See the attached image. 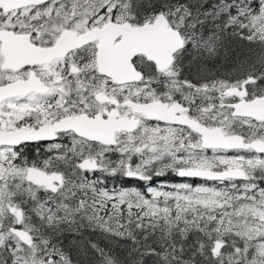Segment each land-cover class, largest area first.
<instances>
[{
    "label": "snow or ice",
    "instance_id": "obj_1",
    "mask_svg": "<svg viewBox=\"0 0 264 264\" xmlns=\"http://www.w3.org/2000/svg\"><path fill=\"white\" fill-rule=\"evenodd\" d=\"M0 264H264V0H0Z\"/></svg>",
    "mask_w": 264,
    "mask_h": 264
},
{
    "label": "trees",
    "instance_id": "obj_2",
    "mask_svg": "<svg viewBox=\"0 0 264 264\" xmlns=\"http://www.w3.org/2000/svg\"><path fill=\"white\" fill-rule=\"evenodd\" d=\"M126 184H133V183H135L134 181H126L125 182Z\"/></svg>",
    "mask_w": 264,
    "mask_h": 264
}]
</instances>
